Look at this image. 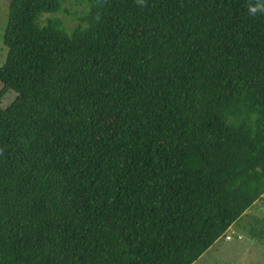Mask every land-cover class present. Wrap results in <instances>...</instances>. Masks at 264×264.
Instances as JSON below:
<instances>
[{"label": "trees", "instance_id": "16d2710c", "mask_svg": "<svg viewBox=\"0 0 264 264\" xmlns=\"http://www.w3.org/2000/svg\"><path fill=\"white\" fill-rule=\"evenodd\" d=\"M76 1L8 3L0 264H193L264 195V15Z\"/></svg>", "mask_w": 264, "mask_h": 264}, {"label": "rangeland", "instance_id": "374dc122", "mask_svg": "<svg viewBox=\"0 0 264 264\" xmlns=\"http://www.w3.org/2000/svg\"><path fill=\"white\" fill-rule=\"evenodd\" d=\"M9 1L0 0V66L3 65L6 56L2 37ZM86 4L76 0H65L56 14L43 15L41 22L56 18L61 21L67 32H71L78 25L83 26L80 18L87 12ZM14 98V93L6 94L1 106H7ZM193 264H264V195L229 228L223 238L216 241Z\"/></svg>", "mask_w": 264, "mask_h": 264}, {"label": "clouds", "instance_id": "9594fccd", "mask_svg": "<svg viewBox=\"0 0 264 264\" xmlns=\"http://www.w3.org/2000/svg\"><path fill=\"white\" fill-rule=\"evenodd\" d=\"M137 5L146 6V0H135ZM247 14L252 17L264 15V0H249Z\"/></svg>", "mask_w": 264, "mask_h": 264}, {"label": "crops", "instance_id": "0c3cea01", "mask_svg": "<svg viewBox=\"0 0 264 264\" xmlns=\"http://www.w3.org/2000/svg\"><path fill=\"white\" fill-rule=\"evenodd\" d=\"M230 239V238H229Z\"/></svg>", "mask_w": 264, "mask_h": 264}]
</instances>
